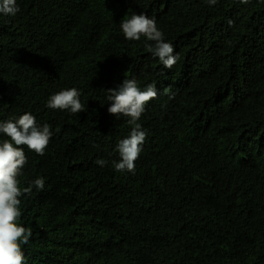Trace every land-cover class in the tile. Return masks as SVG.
<instances>
[{
    "label": "trees",
    "instance_id": "16d2710c",
    "mask_svg": "<svg viewBox=\"0 0 264 264\" xmlns=\"http://www.w3.org/2000/svg\"><path fill=\"white\" fill-rule=\"evenodd\" d=\"M17 3L0 14V121L53 132L45 155L25 146L20 186L45 180L21 197L26 264H264V0ZM133 13L173 44L171 69L125 38ZM126 78L158 91L134 174L112 164L131 126L108 89ZM71 87L85 111L47 107Z\"/></svg>",
    "mask_w": 264,
    "mask_h": 264
},
{
    "label": "clouds",
    "instance_id": "9594fccd",
    "mask_svg": "<svg viewBox=\"0 0 264 264\" xmlns=\"http://www.w3.org/2000/svg\"><path fill=\"white\" fill-rule=\"evenodd\" d=\"M209 5H215L217 0H206ZM247 4L249 0H240ZM20 12L17 0H0V14L15 16ZM230 25L232 21L228 22ZM121 30L126 39L140 41L145 37L146 48L153 56L158 57L165 68L171 69L178 61L179 56L174 55V46L165 40L163 31L158 27L154 17L145 13H133L120 22ZM107 97L110 102L108 112L116 117L125 116L131 126L130 134L120 139L117 151L120 159L113 161V167L118 172L135 173V161L139 158L147 132L138 122L145 112V106L158 96L155 84H148L144 89L138 86L135 79L126 78L120 85L108 89ZM47 107L56 110H67L71 113L85 111L77 88H64L48 98ZM58 131V129H57ZM0 264H26L23 245L29 242L33 235L30 227L19 223L22 215L21 197L30 195L33 186L43 190L45 180L35 178L29 186L21 187L19 177L27 164L25 146L29 151L43 156L47 149L53 132L51 125L37 122L36 116L25 112L17 117H10L0 121ZM96 163L104 166L107 161L98 159Z\"/></svg>",
    "mask_w": 264,
    "mask_h": 264
}]
</instances>
